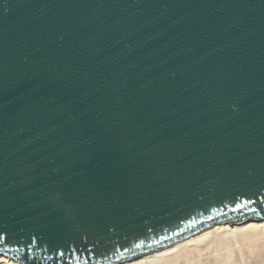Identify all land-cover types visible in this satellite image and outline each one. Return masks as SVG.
Listing matches in <instances>:
<instances>
[{"label": "water", "instance_id": "95a60500", "mask_svg": "<svg viewBox=\"0 0 264 264\" xmlns=\"http://www.w3.org/2000/svg\"><path fill=\"white\" fill-rule=\"evenodd\" d=\"M262 218L264 0H0V257Z\"/></svg>", "mask_w": 264, "mask_h": 264}, {"label": "rangeland", "instance_id": "374dc122", "mask_svg": "<svg viewBox=\"0 0 264 264\" xmlns=\"http://www.w3.org/2000/svg\"><path fill=\"white\" fill-rule=\"evenodd\" d=\"M225 242L219 247L212 243L202 244L197 251L180 252L168 257L162 264H264V230L238 234Z\"/></svg>", "mask_w": 264, "mask_h": 264}, {"label": "bare ground", "instance_id": "6f19581e", "mask_svg": "<svg viewBox=\"0 0 264 264\" xmlns=\"http://www.w3.org/2000/svg\"><path fill=\"white\" fill-rule=\"evenodd\" d=\"M261 230H264V218L258 220L248 219L240 223L226 222L214 224L208 228L197 232L196 234L177 240L162 248H158L148 253L142 254L139 257L134 258L133 260L128 258L129 260L125 259L114 264H162L168 257H172V255L178 254L180 252H185L192 249H195L197 251V248L200 247L202 244L212 243L214 245H218L219 247V244L227 241L229 238H234V236L238 234H243L249 231L258 232ZM170 259L171 258H169V260ZM0 264L20 263L10 258L0 257Z\"/></svg>", "mask_w": 264, "mask_h": 264}]
</instances>
